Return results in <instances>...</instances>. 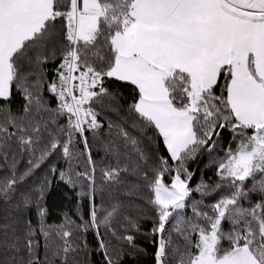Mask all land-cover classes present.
<instances>
[{
	"label": "snow or ice",
	"instance_id": "1",
	"mask_svg": "<svg viewBox=\"0 0 264 264\" xmlns=\"http://www.w3.org/2000/svg\"><path fill=\"white\" fill-rule=\"evenodd\" d=\"M0 264H264V0H0Z\"/></svg>",
	"mask_w": 264,
	"mask_h": 264
}]
</instances>
